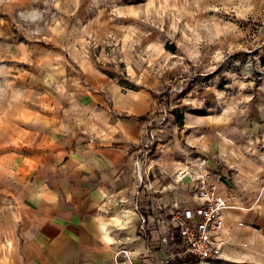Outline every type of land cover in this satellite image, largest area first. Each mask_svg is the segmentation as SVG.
<instances>
[{"label": "crops", "instance_id": "obj_1", "mask_svg": "<svg viewBox=\"0 0 264 264\" xmlns=\"http://www.w3.org/2000/svg\"><path fill=\"white\" fill-rule=\"evenodd\" d=\"M64 36L63 48L21 52L29 63L0 113V264H264L262 117L250 126L240 108L204 119L190 168L187 145H151L159 80L129 88L82 34ZM206 167L226 197L223 253L194 262L167 211L199 202Z\"/></svg>", "mask_w": 264, "mask_h": 264}, {"label": "rangeland", "instance_id": "obj_2", "mask_svg": "<svg viewBox=\"0 0 264 264\" xmlns=\"http://www.w3.org/2000/svg\"><path fill=\"white\" fill-rule=\"evenodd\" d=\"M64 32L82 34L123 85L159 80L151 116L162 130L151 145H187L190 168L204 119L246 108L250 126L264 120V0H0V113L13 73L29 63L21 52L63 48Z\"/></svg>", "mask_w": 264, "mask_h": 264}, {"label": "built area", "instance_id": "obj_3", "mask_svg": "<svg viewBox=\"0 0 264 264\" xmlns=\"http://www.w3.org/2000/svg\"><path fill=\"white\" fill-rule=\"evenodd\" d=\"M187 172L185 169L182 176ZM195 180V195L199 202L191 207L175 203L168 208L167 214L185 256L196 258V261L216 260L223 253L224 244L218 233L223 229L226 197L210 168L199 172Z\"/></svg>", "mask_w": 264, "mask_h": 264}]
</instances>
